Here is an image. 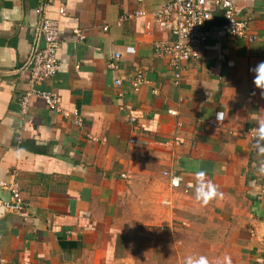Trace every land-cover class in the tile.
I'll list each match as a JSON object with an SVG mask.
<instances>
[{
    "label": "crops",
    "instance_id": "crops-1",
    "mask_svg": "<svg viewBox=\"0 0 264 264\" xmlns=\"http://www.w3.org/2000/svg\"><path fill=\"white\" fill-rule=\"evenodd\" d=\"M163 1L46 0L60 69L39 89L76 111L78 128L37 98L20 114L39 4L0 0V184L16 185L25 206L22 216L0 205V264H184L201 255L264 264V152L255 146L264 94L250 72L264 61V0H232L252 43L227 35L212 10L203 51L179 84L155 54L173 40L153 21ZM136 12L144 15L127 18ZM74 29L84 42H72ZM138 72L146 83L134 92L128 78ZM218 112L223 121L210 126ZM201 170L223 194L207 205L194 198ZM164 172L180 177L178 190ZM8 197L0 187V202Z\"/></svg>",
    "mask_w": 264,
    "mask_h": 264
},
{
    "label": "built area",
    "instance_id": "built-area-1",
    "mask_svg": "<svg viewBox=\"0 0 264 264\" xmlns=\"http://www.w3.org/2000/svg\"><path fill=\"white\" fill-rule=\"evenodd\" d=\"M38 8L35 13L39 16V21L36 26V33L39 44L33 49L29 65L27 68V88L19 98L20 114L26 118L28 116L29 103L33 98L40 99L47 109L54 115L62 116L70 119L72 124L78 128L83 127V120L76 112H68L61 108L58 96L51 91H42L39 87L45 81L51 79L60 69L58 59V48L60 42V29L57 20L48 18L45 15L46 0H38ZM216 10L221 12L224 19L222 29L229 36L237 39L245 40L252 43L256 40V36L248 32L247 21L237 18V10L232 0H166L159 4L153 12V21L159 27H169L173 40L167 43H159L155 46V54L158 57L166 58L169 67L173 71L175 84H179L182 72L190 60H196L200 57L204 44L207 39L204 31V24L211 20V12ZM63 14V10L58 11ZM143 12H136L132 16H143ZM104 31L107 27L103 28ZM72 42L82 43L85 40L84 34L74 29L71 37ZM119 54L114 55V60L108 63V68L117 70V61ZM127 79V78H126ZM125 78L114 80L115 86H120ZM130 86L134 92L146 83L142 73L138 72L133 77L128 78ZM157 94L156 90H153ZM169 115L175 116L174 110L168 111ZM134 122V118L129 119ZM223 121H217L216 116L209 122L210 126H217ZM249 135L252 138L256 137V131L251 130ZM91 140L95 138L89 137ZM17 140L20 142V132L18 131ZM132 142V140H130ZM264 160V159H263ZM164 176L168 178L169 187L171 190H178L181 186V179L178 184H173V180L179 177L175 174L164 172ZM130 172L126 171L119 174L121 179H128ZM1 188L9 191L8 200L0 202V205L10 213L25 215V206L21 199L20 192L16 185L0 184ZM186 194L188 188L182 189ZM163 205L170 204L168 198L162 200Z\"/></svg>",
    "mask_w": 264,
    "mask_h": 264
},
{
    "label": "clouds",
    "instance_id": "clouds-1",
    "mask_svg": "<svg viewBox=\"0 0 264 264\" xmlns=\"http://www.w3.org/2000/svg\"><path fill=\"white\" fill-rule=\"evenodd\" d=\"M129 51H134L133 49L129 48ZM250 72L253 73V84L256 88L262 91L264 94V61H261L253 68L250 69ZM217 121L223 119V113L218 112L216 114ZM258 140L256 143L257 150L259 152H264V144L260 143L264 141V124H260L258 126ZM261 173H264V167L259 169ZM196 182L194 185V193H195V200L202 205H207L213 199L222 196L223 194L218 192L217 187L213 184L210 180H206V172L204 171H197L195 173ZM180 182V177H176L173 180V184H178ZM184 264H209V260L206 256H199V257H192L189 256L185 258ZM225 264H231L230 257H225Z\"/></svg>",
    "mask_w": 264,
    "mask_h": 264
},
{
    "label": "trees",
    "instance_id": "trees-1",
    "mask_svg": "<svg viewBox=\"0 0 264 264\" xmlns=\"http://www.w3.org/2000/svg\"><path fill=\"white\" fill-rule=\"evenodd\" d=\"M223 16V15H222Z\"/></svg>",
    "mask_w": 264,
    "mask_h": 264
}]
</instances>
